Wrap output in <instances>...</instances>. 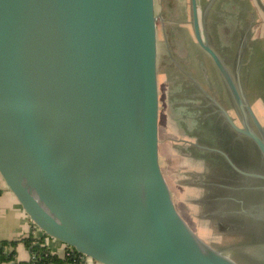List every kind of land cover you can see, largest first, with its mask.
<instances>
[{
	"label": "water",
	"instance_id": "1",
	"mask_svg": "<svg viewBox=\"0 0 264 264\" xmlns=\"http://www.w3.org/2000/svg\"><path fill=\"white\" fill-rule=\"evenodd\" d=\"M191 4L243 128L207 97L264 157L239 71L203 37ZM157 23L156 0H0V176L36 228L84 260L239 264L198 235L163 173ZM255 254L264 264V245Z\"/></svg>",
	"mask_w": 264,
	"mask_h": 264
},
{
	"label": "flooded vegetation",
	"instance_id": "2",
	"mask_svg": "<svg viewBox=\"0 0 264 264\" xmlns=\"http://www.w3.org/2000/svg\"><path fill=\"white\" fill-rule=\"evenodd\" d=\"M244 55V47H241V82L247 94L243 83ZM248 66L247 74L257 71L253 74L262 89L259 95L264 110V67L254 62ZM184 90L189 94L193 92L192 87L186 86ZM218 95L216 100L243 128L232 96H226L222 87ZM249 101L255 112L254 103ZM232 110L237 114L239 123ZM174 112L175 128L185 138L180 139L179 144L183 145L181 148L185 147L184 151L178 148V152L190 164L201 169V172L191 174V178L184 183L198 194V198L193 199L199 208L198 217L208 222L216 236L230 243L223 248L210 244L239 264H261L255 253L258 247L264 245V220L257 218L258 214L264 213V179L252 177L264 176V157L259 147L249 137L233 130L207 96L194 97L191 102L180 101ZM260 123L264 127V123ZM250 124L263 139L252 120Z\"/></svg>",
	"mask_w": 264,
	"mask_h": 264
},
{
	"label": "crops",
	"instance_id": "3",
	"mask_svg": "<svg viewBox=\"0 0 264 264\" xmlns=\"http://www.w3.org/2000/svg\"><path fill=\"white\" fill-rule=\"evenodd\" d=\"M197 1L200 12L202 35L207 39L211 47L222 57L234 76L236 72L239 71L241 79V47H244V56L247 57L246 61L249 64L254 62L260 67H264V0H215L205 16L204 13L211 0ZM187 15L190 17L193 34H188L184 28L177 27V24H175L171 32H179L181 36H183L182 32L187 34V38L192 46L191 49L195 51L194 58L197 60L196 64L198 65L196 67L197 71H195L197 75L183 68V66L171 55L172 62H174L177 69L181 72L179 77L182 79L178 85L180 97H177V99L182 102H191L194 97L200 98L203 95H209L216 99L219 96V89L221 87L223 88V85L227 89L225 93L226 96H231L213 60L197 42L192 23L191 0L190 15L188 13ZM182 17L184 20L186 14ZM177 22L178 21H175V23ZM255 31H257L256 36L255 34L253 35ZM175 37L176 36H172V40H175ZM181 42L182 41L179 39L175 40V44H177L176 47L181 48L180 50L182 51L185 43L182 42L181 44ZM182 53L183 52H181V54ZM201 80L204 81V83H202ZM186 86L192 87L193 92L190 94L186 92L184 90ZM0 191V241L20 242L30 236L36 239L44 238L45 235L43 232L36 228L29 217L27 216V218H25L23 208L15 196L9 191L1 176ZM11 214L17 218V221L11 220ZM23 229L25 230L24 233ZM21 233L23 234L21 235ZM45 245L50 248L53 254L61 258L66 256L67 248L61 242L53 239L49 240L47 238ZM16 253L18 262H27L31 260V252L21 242L16 247ZM84 262L85 264H99L90 259H85ZM7 264H15V262Z\"/></svg>",
	"mask_w": 264,
	"mask_h": 264
},
{
	"label": "rangeland",
	"instance_id": "4",
	"mask_svg": "<svg viewBox=\"0 0 264 264\" xmlns=\"http://www.w3.org/2000/svg\"><path fill=\"white\" fill-rule=\"evenodd\" d=\"M156 8L158 16L157 25L159 45L158 70L160 90L161 166L171 188L175 203L181 214L201 238L209 244L211 243L213 245H217L219 248H223L224 246L230 244L229 241L216 236L210 226H208V222L206 220H201L198 217L199 208L193 202V199L198 198V194L190 185L187 186L184 184L191 178V174H195V172L199 171L201 172V169L198 166L190 164L186 161L187 158L178 152L180 151L178 148L183 146L179 145L180 139H183L184 137H181L178 134L175 128L176 125L173 122V119L175 118L174 108L180 102V100L177 99V97H180L178 85L182 79L179 77L181 72L177 69L174 62H172L171 55L180 65L183 66V68L188 69L189 72L197 75V73H195V71H197L196 67L198 66L196 64L197 60L194 58L195 51L194 49H191L192 46L187 38V34L182 32L183 36H181L179 32H171L172 28H174L175 24H177V27L184 28L188 34H193L190 17L187 15V13L190 15V0H166V5L165 0H156ZM184 14H186V17L183 20L182 16ZM175 21L178 22L175 23ZM256 33L257 31H255L253 35L255 34L256 36ZM172 36H176L175 40L179 39L185 43L182 51L180 50L181 48L176 47L177 44H175V40H172ZM181 52L184 54H181ZM246 58L247 57L244 59V65L246 66L244 67L243 83L245 84V90L249 99L254 103L257 117L262 123H264V110L260 106L259 95L262 89L258 84V79L255 80V74H253V72L257 71L252 70L251 74H247L245 72L247 68H249V63L246 61ZM202 83H204V81H202ZM226 90V87L223 85L224 94L226 93ZM232 113L233 115L235 114L237 122L239 123L237 114L234 111ZM184 148L185 147H182L181 150L184 151ZM24 216L27 218L26 213H24ZM11 220L17 221V218L11 214ZM24 232L25 230L23 233ZM23 233H21V235ZM48 239L52 240L51 238Z\"/></svg>",
	"mask_w": 264,
	"mask_h": 264
},
{
	"label": "trees",
	"instance_id": "5",
	"mask_svg": "<svg viewBox=\"0 0 264 264\" xmlns=\"http://www.w3.org/2000/svg\"><path fill=\"white\" fill-rule=\"evenodd\" d=\"M1 194V191H0ZM48 237L36 239L32 236L21 240L31 252V260L27 262H18L16 247L20 242L0 241V264L15 262V264H85L83 256L75 249L67 248L64 258L53 254L50 248L45 245Z\"/></svg>",
	"mask_w": 264,
	"mask_h": 264
}]
</instances>
